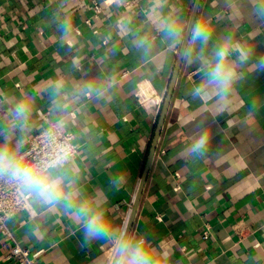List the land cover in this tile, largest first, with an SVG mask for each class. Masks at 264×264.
<instances>
[{
  "label": "crops",
  "instance_id": "obj_1",
  "mask_svg": "<svg viewBox=\"0 0 264 264\" xmlns=\"http://www.w3.org/2000/svg\"><path fill=\"white\" fill-rule=\"evenodd\" d=\"M92 2L102 7L95 17ZM196 2L0 0V144L23 140L22 151L46 119L63 121L77 146L68 179L80 200L106 207L119 240L171 89L127 239L143 240L159 264H264V72L254 67L264 58V0H199L192 25L208 23L212 37L201 45L189 33L184 47ZM229 37L249 60L227 93L196 95L203 65ZM20 101L30 109L24 127L13 126ZM201 131L208 150L191 153ZM22 191L26 207L8 227L39 252L36 264H111L114 240L85 242L74 207ZM11 248L0 234V264H17Z\"/></svg>",
  "mask_w": 264,
  "mask_h": 264
},
{
  "label": "clouds",
  "instance_id": "obj_2",
  "mask_svg": "<svg viewBox=\"0 0 264 264\" xmlns=\"http://www.w3.org/2000/svg\"><path fill=\"white\" fill-rule=\"evenodd\" d=\"M164 26L173 33L175 43H179L181 34L173 29L171 24ZM211 37L212 29L208 23L197 22L192 25L190 38L193 43L206 45ZM234 51L239 52L237 61L231 60ZM184 56L192 62L191 51L185 50ZM250 56V49L245 50L235 45L230 37L217 44L212 60L203 65L204 78L201 85L194 90L195 94L202 96L205 94V89L215 90L220 95L227 93L238 79V65L246 63ZM254 67L264 72V58H261ZM29 112L27 103L18 102L13 109V126L17 123L21 127L26 126ZM57 127H63V121L59 122ZM48 139L52 138L48 136ZM209 142V132L201 131L194 137L189 150L191 153L203 155L208 150ZM23 144V140L17 141L15 147L10 142L0 144V178H7L20 185L29 196L39 197L43 203L50 206L63 202L74 207L75 215L84 229L85 242L102 236L114 240L112 222L106 207L88 199L80 200L79 190L68 179L64 169L72 162L74 153L72 146L61 144L43 157L28 159L20 153ZM73 201L79 202L72 203ZM114 245L115 264H159L141 239L130 237L114 240ZM163 256L167 257V251Z\"/></svg>",
  "mask_w": 264,
  "mask_h": 264
},
{
  "label": "built area",
  "instance_id": "obj_3",
  "mask_svg": "<svg viewBox=\"0 0 264 264\" xmlns=\"http://www.w3.org/2000/svg\"><path fill=\"white\" fill-rule=\"evenodd\" d=\"M90 8L94 17L98 16L102 11V7L98 2H92ZM86 23L90 24V20L86 19ZM0 116H3V113L0 112ZM57 125V121L46 119V124L28 138L27 145L20 153L28 159L40 158L51 152L55 146L69 144L74 149V157L77 152V146L72 133L64 131ZM48 136L52 139L49 140ZM26 204L27 199L22 187L7 178H0V234L12 243L10 256L16 260L17 264H36L39 252L31 251L29 248L17 244L8 227V220L15 213L24 209ZM210 229V225L205 223L200 233L202 240L209 238ZM244 230L245 227H234V232L240 237L243 235Z\"/></svg>",
  "mask_w": 264,
  "mask_h": 264
},
{
  "label": "water",
  "instance_id": "obj_4",
  "mask_svg": "<svg viewBox=\"0 0 264 264\" xmlns=\"http://www.w3.org/2000/svg\"><path fill=\"white\" fill-rule=\"evenodd\" d=\"M198 3H199V0H197V2L195 4V9H194V12H193V16H192V19H191V21L189 23V26L187 28V34H186L185 41H184V44H183L184 47H185V45H186V43L188 41L189 33H190V30H191V27H192V22H193V19H194V16H195V12H196V8H197ZM181 59L182 58L180 56L174 75H177ZM170 91H171V89H170ZM170 91L168 92V95L166 96V99H165V102H164V105H163V108H162V111H161V115H160V118H159L157 129L155 131V135H154V138L152 140L151 147H150V150H149V153H148L145 169H144V172H143V175H142V178H141V181H140V184H139L136 196H135L133 208H132V211H131V214H130V217H129V220H128V224H127V227H126V230H125V232L123 234L122 239H127V236H128L129 231L131 229V225H132V222H133L135 211H136V208H137V205H138V202H139V198H140V195H141V191H142V188H143V185H144V182H145L146 172H147V169L149 167V163H150V161L152 159L153 153L155 151V147H156V144H157V138L159 136V133H160V130H161V126H162V123H163V119H164V115H165V111L167 109L168 102H169V99H170V95H171ZM111 264H115V256H114Z\"/></svg>",
  "mask_w": 264,
  "mask_h": 264
}]
</instances>
